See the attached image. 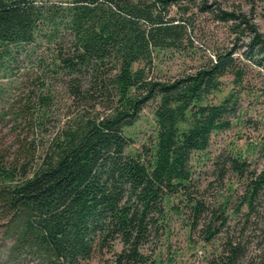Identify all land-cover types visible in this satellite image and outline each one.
<instances>
[{
  "label": "trees",
  "instance_id": "trees-1",
  "mask_svg": "<svg viewBox=\"0 0 264 264\" xmlns=\"http://www.w3.org/2000/svg\"><path fill=\"white\" fill-rule=\"evenodd\" d=\"M197 2L0 0V80L10 77L21 49L44 36L57 42L51 74L63 76L77 110L65 116L41 156L23 145L13 158L0 156L1 201L21 255L42 264H89L106 251L112 264H158L146 246L163 231L166 201L189 195L192 154L205 151L214 132L231 127L241 94L251 92L256 74L264 76V39L256 26L241 13H215ZM194 9L226 25L234 46L187 74L157 81L150 73L160 53L192 52ZM228 76L233 88L214 103ZM50 100L41 94L33 106L15 109V122L42 134ZM149 102L156 103L153 141L129 154L125 130ZM252 146L264 152V137ZM223 163L244 181L242 204L252 212L264 197V168L250 170L231 155ZM202 207L199 201L192 206L196 218ZM216 233L209 227L205 240ZM245 256L243 246L227 241L205 264H242Z\"/></svg>",
  "mask_w": 264,
  "mask_h": 264
},
{
  "label": "rangeland",
  "instance_id": "rangeland-1",
  "mask_svg": "<svg viewBox=\"0 0 264 264\" xmlns=\"http://www.w3.org/2000/svg\"><path fill=\"white\" fill-rule=\"evenodd\" d=\"M35 1L64 4L68 0ZM197 1L204 2L215 13L226 11L245 15L264 39V0ZM192 13L193 28L189 32L192 52L189 55L171 51L160 53L150 73L157 81H170L187 74L192 71V67H198L211 59L214 52L234 46L235 36L230 34L226 25L216 21L213 14L198 9ZM242 41L246 43L247 39ZM57 46V42H49L46 37L39 36L33 45L21 49L10 77L0 80V156H7V159L17 156L21 145L36 148L41 156L65 116L77 111L71 105L63 76L53 78L51 74ZM222 82V91L211 100L214 103L227 97L233 88L231 77H224ZM250 85L251 92L241 94L240 111L238 117L232 119L231 127L214 132L208 148L192 154L189 195L174 196L166 201L163 231L156 236L153 234L146 246L147 253L158 264H205V259L220 250L227 241L244 247L246 256L241 260L242 264L252 259L264 260V197L248 213L242 204L245 183L228 169V163H223L231 155L249 163L250 170L260 171L264 168V152L259 146H252L264 137L263 73L256 74ZM41 94L51 98L48 106L50 120L43 125L42 134L31 132L24 124L15 122L13 114L17 108L33 106ZM155 105V102L147 103L139 119L125 130L132 139L127 153L140 152L153 141ZM16 182L17 178L11 184ZM4 185L6 188L10 186ZM197 201L203 207L200 213L197 212L199 215L196 218L192 206ZM11 219L10 213L3 208L0 195V264H42L31 255L18 252ZM209 227L215 233L219 232L207 241L205 235ZM114 250L119 251L120 246L116 245ZM89 264H112V254L106 251L96 253Z\"/></svg>",
  "mask_w": 264,
  "mask_h": 264
}]
</instances>
